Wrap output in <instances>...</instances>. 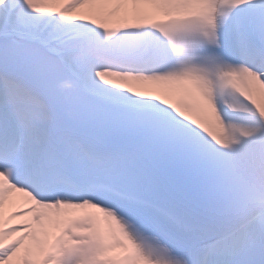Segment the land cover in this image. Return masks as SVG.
Returning a JSON list of instances; mask_svg holds the SVG:
<instances>
[{"label": "snow or ice", "instance_id": "obj_1", "mask_svg": "<svg viewBox=\"0 0 264 264\" xmlns=\"http://www.w3.org/2000/svg\"><path fill=\"white\" fill-rule=\"evenodd\" d=\"M0 264H264V0H0Z\"/></svg>", "mask_w": 264, "mask_h": 264}]
</instances>
